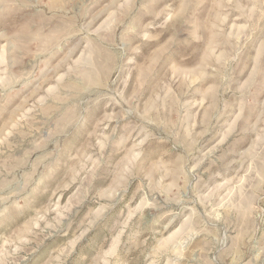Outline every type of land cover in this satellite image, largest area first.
Listing matches in <instances>:
<instances>
[{"label": "rangeland", "instance_id": "rangeland-1", "mask_svg": "<svg viewBox=\"0 0 264 264\" xmlns=\"http://www.w3.org/2000/svg\"><path fill=\"white\" fill-rule=\"evenodd\" d=\"M0 264H264V0H0Z\"/></svg>", "mask_w": 264, "mask_h": 264}]
</instances>
